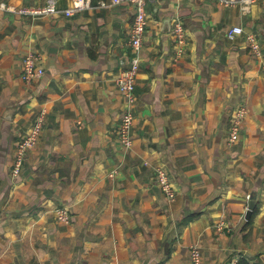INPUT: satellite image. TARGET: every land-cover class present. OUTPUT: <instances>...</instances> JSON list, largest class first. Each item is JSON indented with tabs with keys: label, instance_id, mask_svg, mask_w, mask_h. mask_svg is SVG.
Segmentation results:
<instances>
[{
	"label": "crops",
	"instance_id": "crops-1",
	"mask_svg": "<svg viewBox=\"0 0 264 264\" xmlns=\"http://www.w3.org/2000/svg\"><path fill=\"white\" fill-rule=\"evenodd\" d=\"M44 1L0 0V264H191L194 245L203 264H264V55L247 38L255 33L264 50V0L146 1L130 148L115 130L132 3L18 11ZM177 19L184 42L172 33ZM233 26L244 33L230 38ZM31 51L44 73L26 81ZM239 104L249 109L232 141ZM43 111L40 139L14 176L17 143ZM157 165L171 174L173 200ZM62 205L69 223L57 217Z\"/></svg>",
	"mask_w": 264,
	"mask_h": 264
},
{
	"label": "built area",
	"instance_id": "built-area-1",
	"mask_svg": "<svg viewBox=\"0 0 264 264\" xmlns=\"http://www.w3.org/2000/svg\"><path fill=\"white\" fill-rule=\"evenodd\" d=\"M123 0H112V3H120ZM134 7V20L131 26L128 45L131 48L130 64L120 71L116 78L117 86L121 94L125 98V107L121 112L120 121L116 127V134L125 148H130L134 143V123H135V104L137 101L136 81L141 67L140 51L146 35L149 24V15L146 10L147 0H129ZM226 6H248L259 0H213ZM71 4L64 8L63 11L67 15L76 13L77 11L90 6L92 0H71ZM101 5H108L107 1H101ZM61 10L58 0H46L41 5L21 6L18 11L24 15H43L57 13ZM173 35L180 42L187 40V30L182 20L177 19L172 30ZM244 33L242 26H233L228 31L230 38H235L238 34ZM250 41V48L258 56L264 55L263 46L258 36L251 32L247 36ZM264 72V65H263ZM44 73L43 58L41 53L31 51L23 58V66L21 76L26 81L41 76ZM246 104H239L233 107L231 112L229 130L231 140L239 138L243 129L245 118L248 114ZM45 124V111H43L35 120L30 129L22 135L16 146L15 162L13 165V175L18 176L23 168L25 159L29 151L38 143L41 132ZM114 174V171L111 172ZM153 177L169 199H174L177 192L173 184L171 174L166 166L157 165L154 169ZM57 217L60 221L69 223L73 219V215L68 207L62 205L56 208ZM45 264V263H40ZM191 264H203V256L200 246L194 245L191 248Z\"/></svg>",
	"mask_w": 264,
	"mask_h": 264
},
{
	"label": "water",
	"instance_id": "water-1",
	"mask_svg": "<svg viewBox=\"0 0 264 264\" xmlns=\"http://www.w3.org/2000/svg\"><path fill=\"white\" fill-rule=\"evenodd\" d=\"M254 206H255V201L253 200V201L251 202V205H250V209H249L248 215L251 214V212L253 211Z\"/></svg>",
	"mask_w": 264,
	"mask_h": 264
},
{
	"label": "trees",
	"instance_id": "trees-1",
	"mask_svg": "<svg viewBox=\"0 0 264 264\" xmlns=\"http://www.w3.org/2000/svg\"><path fill=\"white\" fill-rule=\"evenodd\" d=\"M240 264H250L246 258H243Z\"/></svg>",
	"mask_w": 264,
	"mask_h": 264
},
{
	"label": "rangeland",
	"instance_id": "rangeland-1",
	"mask_svg": "<svg viewBox=\"0 0 264 264\" xmlns=\"http://www.w3.org/2000/svg\"><path fill=\"white\" fill-rule=\"evenodd\" d=\"M46 2V0L43 2V3H40V4H34V5H41V4H44ZM23 6H27V5H23ZM30 6V5H28ZM32 6V5H31ZM233 110V109H232Z\"/></svg>",
	"mask_w": 264,
	"mask_h": 264
},
{
	"label": "bare ground",
	"instance_id": "bare-ground-1",
	"mask_svg": "<svg viewBox=\"0 0 264 264\" xmlns=\"http://www.w3.org/2000/svg\"><path fill=\"white\" fill-rule=\"evenodd\" d=\"M237 263V262H236Z\"/></svg>",
	"mask_w": 264,
	"mask_h": 264
}]
</instances>
